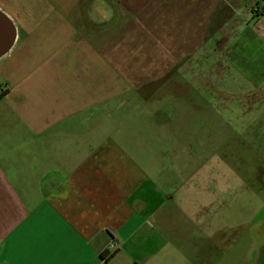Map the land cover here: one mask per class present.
<instances>
[{"label":"crops","instance_id":"obj_1","mask_svg":"<svg viewBox=\"0 0 264 264\" xmlns=\"http://www.w3.org/2000/svg\"><path fill=\"white\" fill-rule=\"evenodd\" d=\"M262 6L0 0V264H264V203L241 216L253 203L225 191L228 164L218 189L214 134L179 150L167 109L143 108L160 89L217 96L207 78L263 99Z\"/></svg>","mask_w":264,"mask_h":264},{"label":"rangeland","instance_id":"obj_2","mask_svg":"<svg viewBox=\"0 0 264 264\" xmlns=\"http://www.w3.org/2000/svg\"><path fill=\"white\" fill-rule=\"evenodd\" d=\"M209 87L212 84L215 85L217 96L213 93L207 92L203 89L199 91V87L195 88V91H189L185 95H179L178 92L164 93V96H161L163 91L160 89L158 92L160 94L159 98H156L151 102V106H143L145 109L155 110L153 114L158 113L159 117L161 112L164 109H167L168 113V131L172 133L171 144L175 148L181 150L183 148H190V145H194V148L197 146L200 148V145L206 142L205 137L210 133L217 138L213 141V149L218 152L219 158L216 159L214 164L216 168H219L218 175V189L220 187V166L225 167L228 164V167L231 169L228 170V182L225 191L227 194H232V198L235 194L236 197L243 195L245 191H249V201L253 203V208H249V212L246 214H241V216H247V218L255 217V212L257 206L256 203H260L261 199L264 203V193L258 196V188L261 187V181L257 179V174L264 171V150L259 149V146H253L256 142L254 139L257 135L261 136V133L264 134V98L258 100L257 103H254L256 99L254 97H249L247 95L236 96L231 92L232 90H237L238 86L241 85L239 79H236L237 86H231L228 84V79L217 80L213 78L208 79ZM224 85V86H223ZM183 93V91H179ZM223 92V93H220ZM151 92L143 94V96L150 95ZM208 102L209 107L206 106L205 109H199V102ZM166 105V107L164 106ZM197 118H206L213 119V122L210 125L199 126L197 124L191 123L189 119ZM158 118V117H157ZM251 124V125H250ZM260 125L262 128L260 129ZM142 127V123H141ZM208 129V132L205 130L201 134V129ZM200 140V141H199ZM203 140V141H202ZM198 141V142H197ZM197 142V143H196ZM207 142L203 146L207 149ZM211 144V143H209ZM188 148V149H189ZM242 157V158H240ZM228 160L230 161H227ZM241 159V160H240ZM243 161V164H242ZM219 163V164H218ZM235 169H232L234 165ZM239 169L240 171L236 170ZM225 173V172H224ZM240 182L235 184L236 179ZM244 179V180H243ZM245 181V182H244ZM224 182V181H223ZM222 182V183H223ZM244 184V185H242ZM261 185V186H260ZM225 186V185H224ZM242 186V189L240 190ZM223 189V193H224ZM259 200V202L257 201ZM261 204V203H260ZM217 205V203H216ZM217 207V209H216ZM215 207V218L216 220H223V213L225 208ZM232 216L238 218L239 210L234 207L231 208ZM180 228V227H179ZM182 229V228H181Z\"/></svg>","mask_w":264,"mask_h":264},{"label":"built area","instance_id":"obj_3","mask_svg":"<svg viewBox=\"0 0 264 264\" xmlns=\"http://www.w3.org/2000/svg\"><path fill=\"white\" fill-rule=\"evenodd\" d=\"M257 15L264 14V6L256 9ZM119 244L116 241H112L107 248V252L109 256H114L119 251Z\"/></svg>","mask_w":264,"mask_h":264},{"label":"trees","instance_id":"obj_4","mask_svg":"<svg viewBox=\"0 0 264 264\" xmlns=\"http://www.w3.org/2000/svg\"><path fill=\"white\" fill-rule=\"evenodd\" d=\"M4 95H5V93L0 94V98L3 97Z\"/></svg>","mask_w":264,"mask_h":264}]
</instances>
